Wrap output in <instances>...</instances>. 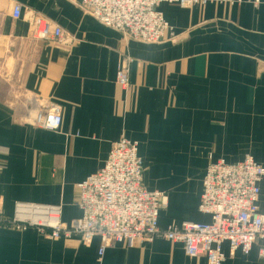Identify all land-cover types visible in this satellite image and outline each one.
I'll use <instances>...</instances> for the list:
<instances>
[{
	"label": "crops",
	"instance_id": "crops-1",
	"mask_svg": "<svg viewBox=\"0 0 264 264\" xmlns=\"http://www.w3.org/2000/svg\"><path fill=\"white\" fill-rule=\"evenodd\" d=\"M79 0H0V208L16 203L61 206V222L80 217L77 185L97 173L111 144H138L141 183L164 193L158 226L207 224L199 213L209 163L245 157L264 167V0L258 5H207L158 11L173 41L147 45L124 39L83 13ZM20 5L18 20L12 7ZM36 13L74 38L72 45L31 38ZM121 55L133 62L129 89L116 85ZM30 99L62 109L59 132L25 123ZM259 211L264 214V180ZM100 240H48L35 229L0 228V264H205L183 246L157 239L105 249ZM222 264H264L254 245L248 255L221 247Z\"/></svg>",
	"mask_w": 264,
	"mask_h": 264
},
{
	"label": "built area",
	"instance_id": "built-area-1",
	"mask_svg": "<svg viewBox=\"0 0 264 264\" xmlns=\"http://www.w3.org/2000/svg\"><path fill=\"white\" fill-rule=\"evenodd\" d=\"M177 5L184 9L205 8L207 5L240 6L259 4V0H79L76 6L101 25L127 40L154 45L173 41L174 29L158 11L160 4ZM20 5H14L11 17L18 20ZM31 38L43 43L72 45L74 38L39 14L27 17ZM133 60L121 55L116 85L129 89L128 73ZM25 123L45 131L59 132L62 109L57 104L30 99ZM142 163L138 144L124 138L111 144L104 166L77 185V208L80 217L69 225L61 222V206L16 203L10 218L0 208V228L21 232L35 229L48 240L77 238L89 246L100 240L99 257L105 249L124 243L134 247L161 239L183 246L187 257H203L205 264H222V245L227 243L230 254L240 251L248 255L254 245L264 261V214L258 200L264 180V167L247 156L236 164L224 161L209 163L202 180L198 205L208 215L207 224L184 222L166 228L158 226L159 213L167 208L164 193L150 192L141 183Z\"/></svg>",
	"mask_w": 264,
	"mask_h": 264
},
{
	"label": "rangeland",
	"instance_id": "rangeland-1",
	"mask_svg": "<svg viewBox=\"0 0 264 264\" xmlns=\"http://www.w3.org/2000/svg\"><path fill=\"white\" fill-rule=\"evenodd\" d=\"M7 218H10V217H7Z\"/></svg>",
	"mask_w": 264,
	"mask_h": 264
}]
</instances>
